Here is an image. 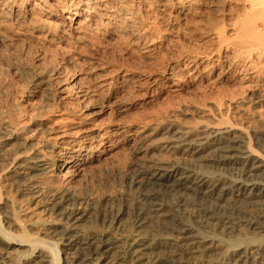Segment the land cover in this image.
Wrapping results in <instances>:
<instances>
[{"label":"bare ground","instance_id":"1","mask_svg":"<svg viewBox=\"0 0 264 264\" xmlns=\"http://www.w3.org/2000/svg\"><path fill=\"white\" fill-rule=\"evenodd\" d=\"M61 1L59 9L47 0H0V25L12 28L14 34L21 33L24 26L49 33L60 30L82 41L98 25L111 24L115 26L106 29L110 39L121 28H130L146 55L161 43V36H149L150 28L138 26V11L142 8L149 16L151 1ZM159 1L176 5L179 14L188 13L189 3L183 0ZM41 3L46 5L42 19L35 17ZM195 3L204 8L218 6L217 0ZM202 29L217 52L185 53L183 67L187 66V72L204 88L214 80H227L236 74L240 90L219 89L201 94L202 107L189 108L191 114L198 116L195 121H183L172 108H165L138 125L119 119L92 124L105 111L126 110L125 90H145L155 97L167 87L179 86L176 66L160 75H137L132 68L119 69L121 79L112 85L90 84L82 77L72 76L75 68L68 71L70 83L62 77L53 79L59 84L53 108L56 114L48 124L44 119L53 110L38 115L27 131L32 134L39 130L47 135L38 142L49 154L26 155L33 144L24 138L26 148L11 147L4 158L1 170L10 171L8 184L17 185L22 198L17 205L3 195L0 183V264H60V252L64 254L62 264H264V234L252 235L264 232V115L258 113L264 109V72L258 68L264 58V0H246L243 16L230 32L224 23L208 22ZM231 46L237 47L233 56L220 54ZM200 59L203 60L198 62ZM104 68L101 65L98 69ZM217 69L214 79L207 78ZM34 75L36 83H45L49 77L40 76V72ZM245 91V97L254 103L249 112L237 102ZM101 93V102L91 116H81L88 125L64 128L69 122L76 123L66 107L72 95L88 102ZM9 124L16 137L19 130L27 128L19 123ZM158 133L162 136L155 140ZM2 143L5 138L0 135V146ZM122 144L131 145L140 154L135 181L145 184L141 193L145 203L139 208L135 228L124 232L109 226L101 230L88 228V211L73 201L74 190L48 182L44 176L54 168L63 181L71 179L91 161L94 147H99L94 157L101 159L111 156ZM162 188L196 196L198 200L190 202L199 211L198 220L189 222L182 213H164ZM241 203H249L255 209L247 210ZM52 215L57 218L49 220ZM154 216L159 218L156 223L147 220ZM154 224L175 233L159 238L146 230Z\"/></svg>","mask_w":264,"mask_h":264},{"label":"rangeland","instance_id":"2","mask_svg":"<svg viewBox=\"0 0 264 264\" xmlns=\"http://www.w3.org/2000/svg\"><path fill=\"white\" fill-rule=\"evenodd\" d=\"M147 1L153 2L148 10L150 14L146 16L144 9L141 8L137 15L141 22L138 26L150 28L149 36L159 35L162 38L160 45L153 53L147 55L143 52L138 37L129 31L130 28H121L117 35L110 39L106 29L115 26L111 24L98 25L82 41L75 40L71 34L60 30L49 33L44 29L24 26L21 33L14 34L12 28L0 25V135L5 138V143L0 146V158L3 157L0 160V173H4L0 177V183L3 185V195L14 200L17 205L22 195L17 185L8 184L10 171L1 170L5 164L4 158L8 157L7 152L11 147L19 146L21 150H24L27 146L22 143L24 138L28 143L33 144L32 150L27 151L26 155L49 154L38 142L45 139L47 135L39 130L32 134L27 131L33 127L34 118L46 113L47 110L53 111L48 113L47 118L44 119L45 123H50L54 118L56 111L53 108L57 100L59 84H56L53 79L62 77L64 82L70 83L71 74L68 75V71L71 68H75L71 71L74 72L72 76L82 77L90 84L106 82L112 85L121 79L119 69L124 71L132 68L138 72L137 75L147 72L160 75L168 71L170 66H176L179 86L167 87L155 97H150V92H145V90H125L123 94L126 99V110L105 111L92 122L96 125L106 124L112 119L129 121L133 125H138L140 121L153 118L156 113L165 108H172L173 113L178 114L183 121H195L198 116L191 114L189 108L202 107L201 94H209L219 89L222 91L240 90V80L236 74L227 80H214L207 88L202 87L203 85H200L192 74L187 72L189 68L183 67L185 64L183 56L195 50L217 52L215 44L208 41V35L202 28L208 22L224 23L225 30L230 32V28L243 16L246 0H217L218 6L210 8L198 6L195 3L196 0H183V3H189L188 13L185 15L177 13L178 7L168 4L167 1ZM47 2L59 9L62 8L61 0H47ZM45 7L46 5L41 3L35 17L45 18L46 14L43 13ZM175 15H177L176 18ZM80 19L83 20L84 17ZM236 52L237 47L231 46L226 51L221 50L220 54L233 56ZM82 59H90V62L80 61ZM201 60L203 59L198 62ZM101 65L105 68L98 69ZM258 68L264 72V58ZM59 71L62 72L58 74ZM218 71L219 69L211 71L207 78L214 79ZM35 72H40V76L45 78L48 75L49 77L45 83H36ZM247 93L248 91L243 92L237 102L249 112L253 110L254 103L249 102L245 97ZM102 94L94 96L88 102L79 101L75 95H72L66 107L72 111L73 121L76 123L69 122L64 128L76 124L88 125L81 116L85 113L87 114L85 117L91 116V111L99 106ZM205 101H207L206 104L209 103L208 100ZM258 113L264 115V109ZM234 114L238 117L237 113ZM9 123H19L27 128L19 130V136L16 137L10 132L12 129L9 125L12 124ZM161 136L162 134L158 133L154 139L158 140ZM98 148L94 147L91 150V161L86 163L71 179L63 181L56 176L58 169L54 168L50 169L44 177L48 182L69 186L74 190L76 198L73 201L79 203L77 206L88 211L89 217L86 223L88 228L101 230L109 226L110 229L122 232L126 229L131 230L135 228L139 208L145 203L141 194L145 184L140 185L135 181L139 175L140 154H136L131 145L122 144L114 149L111 156L98 159L94 157L98 153ZM51 149L57 150V147ZM189 193L182 194L162 188L160 197L164 203V213H182L185 220L196 222L199 211L190 201L198 199ZM240 206L247 210L255 209L249 203H241ZM181 208L187 211L183 212ZM55 218L57 217L54 215L48 217L49 220ZM157 219L159 218L156 216L147 217L148 221L154 223ZM146 230L155 233L159 238L173 236L175 233L155 224L148 226ZM255 234L262 235L264 232H255L252 235ZM60 256V264H62L64 254L60 252ZM70 257L67 256V259Z\"/></svg>","mask_w":264,"mask_h":264}]
</instances>
